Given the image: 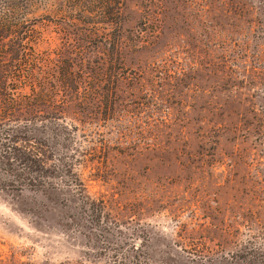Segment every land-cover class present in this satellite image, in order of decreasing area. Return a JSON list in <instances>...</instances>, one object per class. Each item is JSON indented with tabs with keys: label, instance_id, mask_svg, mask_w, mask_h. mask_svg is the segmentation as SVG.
<instances>
[{
	"label": "rangeland",
	"instance_id": "374dc122",
	"mask_svg": "<svg viewBox=\"0 0 264 264\" xmlns=\"http://www.w3.org/2000/svg\"><path fill=\"white\" fill-rule=\"evenodd\" d=\"M125 3L117 63L33 20L83 68L91 140L83 190L0 189V264H264V0Z\"/></svg>",
	"mask_w": 264,
	"mask_h": 264
},
{
	"label": "trees",
	"instance_id": "16d2710c",
	"mask_svg": "<svg viewBox=\"0 0 264 264\" xmlns=\"http://www.w3.org/2000/svg\"><path fill=\"white\" fill-rule=\"evenodd\" d=\"M125 12V0H61L52 7L45 0H0L1 190H38L55 178L84 189L75 170L76 152L91 140L78 126L89 109L81 91L83 68L73 67L71 55L52 58L35 50L33 20L54 23L67 52L80 55L94 45L117 63L123 60Z\"/></svg>",
	"mask_w": 264,
	"mask_h": 264
}]
</instances>
